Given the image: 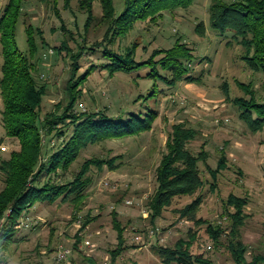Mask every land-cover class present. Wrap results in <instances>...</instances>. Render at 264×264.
<instances>
[{
  "label": "rangeland",
  "instance_id": "1",
  "mask_svg": "<svg viewBox=\"0 0 264 264\" xmlns=\"http://www.w3.org/2000/svg\"><path fill=\"white\" fill-rule=\"evenodd\" d=\"M113 1L117 12L122 10L123 0ZM8 2L0 0V15ZM78 2L23 0L15 45L20 51L27 49L25 28L30 25L38 48L33 73L39 83L47 84L41 115L56 111V105L66 101L64 87L71 68L70 57L83 47L77 74L88 71L90 66H96V69L81 86L82 97L76 105L77 112L98 111L113 120L126 121L131 114L143 116L153 111L156 118L149 131L89 143L67 171L59 170L51 176L43 174L41 183L48 180L65 183L74 179L86 160L116 158L113 169L108 166L90 168L87 175L91 183L77 217H74L73 205L61 199L52 204L37 203L29 208L21 221L24 225L16 234L17 243L9 252L0 250V264H91L87 258L93 259L95 264H163L156 247L172 246L178 239L187 241L190 230L197 239L192 246L195 254H203L212 264H235L226 248L231 226L226 201L231 194L247 197L249 201L246 207L249 217L241 229L242 241L247 246L246 260L264 256V219L255 217L262 208L252 204L264 195V128L253 131L240 118V109L232 102L238 97L249 98L241 85L248 87L258 101L264 102V73L253 71L245 64L241 59L244 50L240 44L231 41L228 34L222 35L210 27L211 0H194L186 9L167 10L156 22H137L125 37L108 45L123 52L137 43L135 60L141 62L157 50L171 48L180 39L194 56L191 75L198 82L182 81L174 86L160 79L154 86V79L148 76L149 67L114 76L103 70L101 65L106 60L101 46L106 44V26L101 22L100 2L93 5V20L88 28L84 27L87 15L78 8ZM199 22L205 26L203 36L195 31ZM61 44L66 45L69 52L63 49L57 54L53 50ZM155 90L157 93L146 99L147 94ZM2 108L0 98V147H6L5 151L0 148V158H7L11 151L19 149V145L5 135ZM177 123L196 131L195 139L188 144L193 154L200 152L202 146L208 153L206 162L199 163L203 185L192 196L175 197L172 205L152 223L147 204L157 187L156 168L166 153V141L172 127ZM60 143L61 139L57 137L45 138L44 161ZM222 152L226 154V163L213 177L210 171L216 170ZM2 187L0 175V190ZM199 194L203 202L198 218L203 222L195 224L180 219L177 210ZM112 211L117 212L126 228V249L114 261L110 252L116 248L117 238L112 226ZM228 211L233 212V209ZM85 219L90 223L82 230ZM209 225L222 231L218 247L209 237ZM151 230L155 231L153 237L149 235ZM138 235L142 239L140 242L135 240ZM78 236L80 241L75 250ZM85 241H89L90 246ZM207 246L211 249L206 250ZM60 247L72 251L65 262L55 260Z\"/></svg>",
  "mask_w": 264,
  "mask_h": 264
},
{
  "label": "trees",
  "instance_id": "2",
  "mask_svg": "<svg viewBox=\"0 0 264 264\" xmlns=\"http://www.w3.org/2000/svg\"><path fill=\"white\" fill-rule=\"evenodd\" d=\"M100 2L102 8L101 22L106 26L102 55L106 60L102 65L110 76L116 73H131L145 67L151 71L148 76L154 79V86L160 79L169 86L182 81L197 83L198 79L191 75V63L194 56L186 43L177 39L175 44L165 50L155 51L147 60L137 62L135 53L137 43L118 52L108 47L115 39L125 37L137 22H156L165 11L186 9L194 0H123V8L119 12L113 0H79L78 8L87 15L85 28L93 20V5ZM23 10V0H9L2 15H0V44L2 63L0 64V98L3 108L1 121L5 135L18 142L19 149L10 152L7 158H0V175L3 187L0 190V221L3 226L0 231V250L10 251L17 243L16 234L25 212L37 203H55L57 200L69 201L74 208V217L83 207L87 198L86 189L91 183L87 175L92 166L102 169L108 166L115 168L116 158L108 160H86L74 179L56 184L51 180L40 182L43 174L56 175L59 170L67 171L76 161L81 150L89 143L96 144L107 139L135 136L149 131L156 118L153 111L131 114L126 121H116L102 112H77L76 105L82 97L81 86L87 81L96 66H90L88 71L77 74L79 58L83 47L72 54L71 68L65 83V102L56 105V111L41 115L43 99L47 94V84L39 83L35 76L34 62L37 55V43L34 30L29 25L25 28L27 49L20 51L15 45V31ZM209 24L222 35H229L231 41L240 44L244 50L241 59L253 71L264 73V0H211L209 6ZM195 31L205 35V26L199 22ZM38 34L39 32L37 30ZM227 35V36H228ZM69 48L62 45L53 50L60 52ZM70 54V53H69ZM157 56H160L156 59ZM161 69L164 74H160ZM249 98L238 97L232 100L240 109V118L253 130L264 128V102L257 100L248 87L241 85ZM157 91L148 93L155 95ZM196 131L182 123L174 124L166 141V153L162 156L156 168L157 187L148 200V209L152 223L160 217L163 211L172 205L175 197L192 196L203 185L199 163L206 162L208 153L202 146L197 154H193L188 144L195 139ZM61 139V143L44 161L43 142L51 137ZM226 163V154L222 152L216 170L210 171L216 177ZM203 202L199 194L190 203L177 210L180 219L200 224L198 212ZM247 197L229 195L226 210L231 219L227 241V250L235 264H261L264 256H254L247 261L245 254L247 246L241 238V229L249 215L246 213ZM229 208L233 212H229ZM90 220L82 222L81 229L87 228ZM112 226L116 232L117 246L111 250L114 261L126 249L125 226L118 219L116 211H112ZM209 237L215 247L221 245L222 231L219 227H207ZM193 234V233H192ZM189 231V240L178 239L172 246L156 247V253L163 264H212L203 254H195L192 250L197 239ZM77 243L74 248L78 250ZM52 247V246H51ZM51 250V249H50ZM88 262L95 264L93 259Z\"/></svg>",
  "mask_w": 264,
  "mask_h": 264
},
{
  "label": "built area",
  "instance_id": "3",
  "mask_svg": "<svg viewBox=\"0 0 264 264\" xmlns=\"http://www.w3.org/2000/svg\"><path fill=\"white\" fill-rule=\"evenodd\" d=\"M0 148H1V150H3V151L6 150V147H4V146H2V147H0ZM127 203L131 204L132 202H127ZM145 212H146V211H145ZM146 213H147V212H146ZM22 225H24V224L21 222L20 225H19V228L22 227ZM2 226H3V221H0V231H1ZM154 234H155V231H154V230H151L150 233H149V235H150L151 237H153ZM135 240L138 241V242L142 241L141 236H140V235L136 236V237H135ZM85 244H86L87 246H90V242H89V241H85ZM205 249H206V250H210V249H211V246H207V247H205ZM71 252H72V251H71V249H69V248H66V247H60V248L56 251V255H55V260H56V262H65V261L70 257Z\"/></svg>",
  "mask_w": 264,
  "mask_h": 264
},
{
  "label": "crops",
  "instance_id": "4",
  "mask_svg": "<svg viewBox=\"0 0 264 264\" xmlns=\"http://www.w3.org/2000/svg\"><path fill=\"white\" fill-rule=\"evenodd\" d=\"M252 204H255V205H259L261 209V213H259L258 215H256L255 217L258 218V220H263L264 219V195L262 197H260L259 199L257 198V200H254L252 201ZM250 207H248L249 209ZM26 213L23 215V217L25 216L26 217ZM22 217V218H23ZM22 221V219H21Z\"/></svg>",
  "mask_w": 264,
  "mask_h": 264
}]
</instances>
